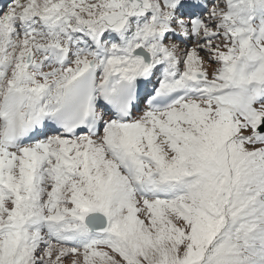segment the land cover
Returning <instances> with one entry per match:
<instances>
[{
    "label": "snow or ice",
    "instance_id": "snow-or-ice-1",
    "mask_svg": "<svg viewBox=\"0 0 264 264\" xmlns=\"http://www.w3.org/2000/svg\"><path fill=\"white\" fill-rule=\"evenodd\" d=\"M0 264H264V0H4Z\"/></svg>",
    "mask_w": 264,
    "mask_h": 264
}]
</instances>
